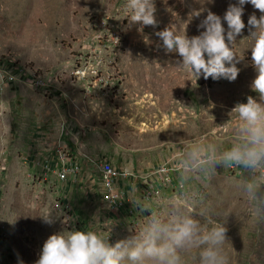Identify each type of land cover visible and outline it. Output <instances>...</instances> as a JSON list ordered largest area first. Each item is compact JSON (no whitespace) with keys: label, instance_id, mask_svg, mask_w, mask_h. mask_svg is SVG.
Segmentation results:
<instances>
[{"label":"rangeland","instance_id":"obj_1","mask_svg":"<svg viewBox=\"0 0 264 264\" xmlns=\"http://www.w3.org/2000/svg\"><path fill=\"white\" fill-rule=\"evenodd\" d=\"M235 2L154 0L157 25L141 28L129 22L127 0H0V264H36L45 240L63 231L92 230L113 246L138 236L152 217L169 223L182 216L201 229L225 228L219 247L228 264H264V165L235 173L222 159L240 142L235 105L249 96L260 102L251 87V32L258 29L246 22L261 13L243 6L246 27L228 45L238 69L233 81L195 78L154 35L174 25L177 34L197 36L208 11L227 29L222 17ZM36 78L51 95L36 88ZM40 135L57 137V146L41 155L30 144ZM60 150L110 155L135 175L165 169L170 185L156 184L158 202H140L135 226L103 204L97 168L58 178ZM132 188L139 202L141 188ZM203 247L178 249L180 264H199Z\"/></svg>","mask_w":264,"mask_h":264},{"label":"clouds","instance_id":"obj_2","mask_svg":"<svg viewBox=\"0 0 264 264\" xmlns=\"http://www.w3.org/2000/svg\"><path fill=\"white\" fill-rule=\"evenodd\" d=\"M245 4L261 13L259 18L249 15L246 22L250 29H258L251 32L254 37L251 58L257 71L251 87L258 93L260 102L249 96L245 103L235 105L233 111L241 121L240 142L224 152L222 159L255 171L264 165V0H236L230 4L222 17L227 29L222 26L220 16L208 11L197 25L198 29H203L197 36L188 38L183 33L177 34L174 25L154 35L162 41L165 51L174 50L182 58V68L195 78L233 81L238 69L228 45L246 27L242 20ZM126 9L130 23L140 22L141 28L156 27L154 0H127ZM4 75L0 73V89L4 87ZM244 189L255 198L251 183ZM45 222L52 223L47 217ZM225 233L220 225L201 229L191 216L174 217L169 223L152 217L138 236L113 246H108L92 230L63 231L45 240L36 264H121L125 257L133 264H144L146 259L153 264H180L177 250L193 244L204 245L199 253V264H228L219 247L225 240Z\"/></svg>","mask_w":264,"mask_h":264},{"label":"built area","instance_id":"obj_3","mask_svg":"<svg viewBox=\"0 0 264 264\" xmlns=\"http://www.w3.org/2000/svg\"><path fill=\"white\" fill-rule=\"evenodd\" d=\"M37 79V80H36ZM34 80V85L37 89L45 92L47 96L51 95V91L47 83L41 79L36 78ZM50 91V94H49ZM56 93H59L56 91ZM58 158L61 160V169L58 173V178L61 181H67L68 175L80 170V165L76 162V155L73 151L60 150L57 154ZM74 159V161H73ZM84 162L88 164L90 168H97L100 176L102 178V190L101 199L103 204L111 210L112 212H121L131 220V222L136 226L139 219L140 211L142 210V205L140 202L149 201H159L160 191L156 187L159 182L162 183L164 187L170 185L168 183V173L165 169H160L155 171L153 174L146 176H136L131 172H127L116 168L109 160L105 158H95L90 155L84 156ZM230 168L233 172L239 173L243 170V166L235 165L231 163ZM96 169V170H97ZM261 175H264V171H260ZM5 169L0 165V193L2 189L3 179H4ZM167 177V179H166ZM48 180L45 178V182ZM135 181L136 187L141 188V200L139 202L135 201L130 197V192L127 190V182ZM176 190L184 191V187L181 183H176ZM2 207V201L0 198V208ZM60 207H62L60 205ZM153 208L157 209L156 206ZM69 213V212H68ZM66 216H70L66 214Z\"/></svg>","mask_w":264,"mask_h":264},{"label":"crops","instance_id":"obj_4","mask_svg":"<svg viewBox=\"0 0 264 264\" xmlns=\"http://www.w3.org/2000/svg\"><path fill=\"white\" fill-rule=\"evenodd\" d=\"M141 87V86H140ZM44 128H42V131L44 132ZM33 140V141H32ZM35 140V141H34ZM30 142H32V143H30L32 146H35V148H37V150L38 151H40V154L42 155L43 153H44V151H47V149L48 150H50L52 147H56L57 146V144L56 143H58V139H57V137L56 138H54L53 140H49V139H46V138H43L41 135L40 136H35V137H33V138H31V140H30ZM36 142V143H35ZM50 143H53V144H50ZM77 154H79V156L78 155H76V162L80 165V170L78 171V172H81L82 170H84V169H89V170H94L93 168H90L89 166H88V164L86 163V162H84L83 160H84V156L85 155H90V156H93V157H95V158H105L106 156H101L98 152H92V153H90L89 152V154H82V153H80V152H76ZM57 153L55 152V153H53V154H50V155H47V157H46V161L48 160V161H51V160H53L54 158H55V155H56ZM53 156V157H52ZM108 157V156H107ZM105 158V159H107V160H109L116 168H118V169H121V170H127V171H129V172H131V173H133V171L132 170H130V169H124V168H121V167H118V166H116L111 160H110V158H111V156L109 155V159L108 158ZM139 172H142V171H139ZM143 173H145V172H143ZM134 174V173H133ZM149 174H153V172L152 173H149V172H146L145 174H137L136 176H146V175H149ZM135 175V174H134ZM87 176H88V174H87ZM70 177V176H69ZM69 179V178H68ZM125 184H127V190L129 191L130 189H133L132 187L133 186H135L136 187V185L137 184H135V181H130V182H127V183H125Z\"/></svg>","mask_w":264,"mask_h":264}]
</instances>
